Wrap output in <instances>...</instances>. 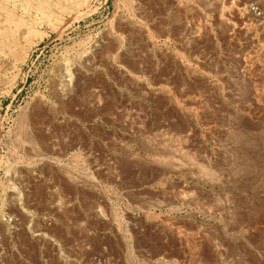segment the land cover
<instances>
[{"label":"rangeland","instance_id":"obj_1","mask_svg":"<svg viewBox=\"0 0 264 264\" xmlns=\"http://www.w3.org/2000/svg\"><path fill=\"white\" fill-rule=\"evenodd\" d=\"M188 1L0 0V264H264V27Z\"/></svg>","mask_w":264,"mask_h":264},{"label":"bare ground","instance_id":"obj_2","mask_svg":"<svg viewBox=\"0 0 264 264\" xmlns=\"http://www.w3.org/2000/svg\"><path fill=\"white\" fill-rule=\"evenodd\" d=\"M171 1V0H170ZM173 1V0H172ZM175 2H176V4L178 5V2H177V0H174ZM200 1V0H199ZM210 1V0H209ZM214 1V0H213ZM245 1H247V4H248V2L250 3H253V4H249L248 5V7H252V9L254 10V12H255V14H257L258 15V17H259V20H257L255 23L254 22H252V20H251V23H249V21H247L246 22V19L243 21L244 22V28L246 29V31H248V32H253L254 30L256 31V28L257 27H264V10H260L259 8H258V6L256 5V4H254L255 2L254 1H252V0H245ZM129 2V1H128ZM189 1L187 0V3H188ZM194 2V1H193ZM196 2V1H195ZM135 4H137V3H135ZM180 4V3H179ZM211 4V3H210ZM218 4H219V2H218ZM218 4H216V6L218 5ZM236 4V3H235ZM181 5V4H180ZM221 5V4H220ZM234 5V4H233ZM238 5H240V4H238ZM244 6H246L245 4H243ZM129 7H130V5H128ZM202 6V5H201ZM178 7V6H177ZM181 7H182V5H181ZM218 7V6H217ZM247 7V6H246ZM131 8H134V10L132 9V11H135V14L136 13H139L140 14V8L139 7H131ZM202 8V7H201ZM219 8V7H218ZM234 8V7H233ZM227 9V8H226ZM231 9V8H230ZM235 9H236V6H235ZM245 8L243 7V9H241V8H238L237 10H238V12H239V14L240 15H243V13H244V11L246 10H244ZM129 11H131V10H129ZM169 11H170V9H169ZM219 11V10H218ZM224 11V10H223ZM223 11L222 12H220V13H222L223 14ZM247 11V10H246ZM245 11V12H246ZM127 12V11H126ZM225 12V11H224ZM131 13H133V12H131ZM131 15H133V14H131ZM137 16H138V14H136ZM135 15V16H136ZM224 15V14H223ZM133 17V16H132ZM221 17H222V15H221ZM220 17V18H221ZM250 17V16H249ZM128 18H130V17H128ZM140 17H138V19H133V20H127L126 22H127V25H129V26H131L132 28H134V29H138V30H144L145 29V27H144V22L146 21L145 19V21L143 22L141 19L142 18H140ZM246 18V17H245ZM132 19V18H131ZM226 19V18H225ZM126 20V19H125ZM122 21V20H121ZM148 23V22H147ZM148 27V26H147ZM147 29V28H146ZM236 29V28H235ZM244 29V30H245ZM112 32V31H111ZM143 32H145L146 33V31H143ZM149 32V31H148ZM233 32V31H232ZM113 33V32H112ZM147 34V33H146ZM111 35V34H110ZM113 35V34H112ZM148 35V34H147ZM252 35V34H251ZM254 35H255V33H254ZM256 35H258V34H256ZM116 37V36H115ZM121 41V40H120ZM100 43V42H99ZM121 43V42H120ZM264 43V42H263ZM100 46V45H99ZM99 46L97 45L96 46V44L95 45H93V49H91V52H88V53H86V57L83 59V61L80 63V65H78V67H77V72H80L81 73V71L83 70V68L87 65V67H95V66H98L99 64L97 63V62H95V60H94V55H96V53H97V51H98V49H99ZM261 46H262V44H261ZM260 46V47H261ZM263 47V46H262ZM90 49V48H89ZM154 49V48H153ZM261 51H263V50H261ZM257 52V51H256ZM260 52V51H259ZM88 54V55H87ZM258 55V54H257ZM254 58V57H253ZM82 59V58H81ZM80 59V60H81ZM256 59V58H255ZM258 60V59H257ZM113 63H115V62H113ZM255 63V62H254ZM85 65V66H84ZM100 66V65H99ZM113 66V65H112ZM87 67H85L86 69H87ZM116 68H117V71L118 72H120V74L122 73V72H124L123 71V69H122V67H120L119 65L118 66H116ZM115 68V69H116ZM124 68V67H123ZM67 69H69V68H67ZM75 70V69H74ZM94 70H95V68H94ZM74 72V71H73ZM83 72H84V70H83ZM126 73H128V72H126ZM125 72L123 73V75L124 74H126ZM81 74H83V73H81ZM81 74H78V75H81ZM85 75V74H84ZM87 75H88V73H87ZM82 76V75H81ZM135 76V75H134ZM133 76V77H134ZM135 77H137V76H135ZM67 79V78H66ZM136 79V78H135ZM67 81V80H66ZM137 82V81H136ZM141 82V81H140ZM63 93V92H62ZM94 97H95V100H93V102H94V104H95V106L98 104V100L99 99H97V97H98V94L96 95V92H95V94H94ZM26 131V130H25ZM162 142V141H161ZM176 145H174V147H175ZM184 147V146H183ZM171 151H172V149H171ZM40 154V153H39ZM135 154V153H134ZM133 155V154H132ZM175 157V156H174ZM37 158V157H36ZM45 158V157H44ZM37 164V163H36ZM178 166V165H177ZM177 168V167H176ZM179 168H180V166H179ZM32 170V169H31ZM113 171V170H112ZM177 171V170H176ZM179 172V171H178ZM67 174V173H66ZM14 175V174H13ZM81 179V178H80ZM83 179V178H82ZM81 179V180H82ZM212 179V178H211ZM80 180V181H81ZM86 180H87V178H86ZM202 181V180H201ZM76 182V181H75ZM79 182V181H78ZM85 182V181H84ZM91 182V181H90ZM93 185V184H92ZM11 196H13V200L12 199H10V200H12V201H14L13 203L15 204V205H20V201H19V199L17 198V193H14L13 195H11ZM179 199V198H178ZM183 199V198H182ZM186 199V198H185ZM118 201V200H117ZM103 202V201H102ZM154 203V202H153ZM156 205V204H155ZM19 207V206H18ZM56 209V208H55ZM59 209V208H58ZM22 210V209H21ZM96 210V209H95ZM23 212L25 213L24 215L26 216V219L28 220V221H32V219H34V218H32V216H31V213L28 211V210H26L25 208H23ZM97 214H98V217L101 215V214H99L98 213V211H97ZM97 214H95V215H97ZM208 214V213H207ZM102 216V215H101ZM109 219V218H108ZM143 220V219H142ZM141 220V221H142ZM145 221L146 222H151L150 220H148V218H146L145 219ZM29 222V223H30ZM114 222V221H113ZM120 222V221H119ZM28 223V222H27ZM26 224V223H25ZM159 224H161V227L160 228H162V230L164 231V232H166L167 231V229L166 228H169V227H165L164 225H162L163 223H159ZM117 225V224H116ZM158 226V225H157ZM166 226H167V224H166ZM26 227H27V225H26ZM106 229V228H105ZM118 229V228H117ZM170 229V228H169ZM111 230V229H110ZM172 230H170V232H171ZM173 232V231H172ZM9 233V232H8ZM104 233V232H103ZM167 233V232H166ZM174 233V232H173ZM11 234V233H10ZM168 234V233H167ZM180 234V233H179ZM174 235V234H173ZM196 235V234H195ZM177 236V235H176ZM180 236V235H179ZM32 237L34 238V239H37V240H41V241H47V242H52V239L48 236V235H46V233H44V231L42 230V229H40V228H35L33 231H32ZM184 238V237H183ZM54 239V238H53ZM56 240V239H55ZM188 247V246H187ZM60 253V252H59ZM63 253V252H62ZM62 255V254H61ZM65 255V254H64ZM193 255V254H192ZM68 256V255H67ZM66 256V257H67ZM71 256V255H70ZM60 257V256H59ZM65 256H64V258L65 259H63V260H65L67 263H69L68 261H69V259H68V257L66 258ZM130 257V256H129ZM194 257V256H193ZM69 258H71V257H69ZM62 259V258H61ZM66 259H68V260H66ZM131 260V259H130ZM129 260V261H130ZM73 261V260H72ZM76 261H79V260H76ZM184 261V260H183ZM148 262V261H147ZM146 262V263H147ZM134 263V262H133ZM144 261H143V263L141 262V264H146ZM130 264H132V262L130 263ZM148 264V263H147ZM156 264V263H155Z\"/></svg>","mask_w":264,"mask_h":264}]
</instances>
